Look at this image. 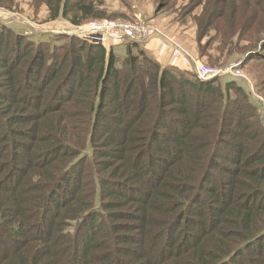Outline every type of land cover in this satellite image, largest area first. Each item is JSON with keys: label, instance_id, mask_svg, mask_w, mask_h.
Here are the masks:
<instances>
[{"label": "trees", "instance_id": "1", "mask_svg": "<svg viewBox=\"0 0 264 264\" xmlns=\"http://www.w3.org/2000/svg\"><path fill=\"white\" fill-rule=\"evenodd\" d=\"M258 2L243 1L264 12ZM126 44L116 63L113 48L88 43L96 55L77 59L64 80L74 81L65 100L96 101L84 154L61 143L57 118L46 122L31 101L0 109V156L11 157L0 171V264H238L245 251L242 263L264 264L256 104L233 77L224 84L238 93L225 99L220 76L174 72ZM259 45L241 63L264 54ZM56 102L49 110L60 111Z\"/></svg>", "mask_w": 264, "mask_h": 264}, {"label": "rangeland", "instance_id": "2", "mask_svg": "<svg viewBox=\"0 0 264 264\" xmlns=\"http://www.w3.org/2000/svg\"><path fill=\"white\" fill-rule=\"evenodd\" d=\"M243 1L0 0V34L6 53H0V97H3L0 109H8V105L12 106L14 102L25 107L27 102L23 100L31 101L41 109L46 122L55 123L57 118L58 124L55 128L62 131L58 135L61 143L66 142L76 155L84 154L96 101L94 99L92 103L90 96L81 95L73 100H65L63 97L70 94L74 81L64 80L70 79L77 59L82 58L87 62L89 57L96 55L98 49L90 51V42L81 39L77 34L86 30L93 22L106 25L109 31L116 30L119 23H133L138 32L132 38L122 43L113 42L109 46L116 54V63H120L125 56L127 41H134L144 50L147 59H150L149 56H153L149 52L154 49L150 48V42L159 39L177 50L179 55L186 56L180 58L184 60L183 65L178 63L180 60L173 61L177 63L162 64L153 58L160 66L176 69L174 72L188 73L193 69L192 58L217 68L238 64L234 68L243 72L248 82L240 78L234 79L249 93L247 100L256 104V110L264 123V54L260 53L253 59L248 57L241 63L247 52L259 48L261 43L264 44V12L251 3L245 5ZM258 3L260 7L263 0ZM231 5L235 8H231ZM253 15L260 20V24L251 21ZM235 23L236 26L233 27ZM131 51L136 53L137 49L133 48ZM49 58H53L50 65L53 68L47 67ZM56 66H60V70L54 74ZM225 78L231 79L228 75H221L215 84L223 98L228 99L238 92L233 86H225ZM56 101L60 105L59 112L58 109L49 110L56 107ZM32 110L35 111V108ZM205 122L208 123V119ZM30 124L31 122H27V125ZM10 159V155L6 153L0 156V171L2 167L10 164ZM42 161L43 158L39 157L38 163L42 164ZM84 168L83 179L90 171L89 166ZM22 170L18 177L27 173ZM3 180V176H0V181ZM32 193L35 192L31 191L29 194ZM253 201L257 204L262 200L257 198ZM1 233L2 231L0 237ZM250 252H243L237 263L248 264L247 261H242L247 259ZM250 254L252 256V252Z\"/></svg>", "mask_w": 264, "mask_h": 264}, {"label": "built area", "instance_id": "3", "mask_svg": "<svg viewBox=\"0 0 264 264\" xmlns=\"http://www.w3.org/2000/svg\"><path fill=\"white\" fill-rule=\"evenodd\" d=\"M108 28L109 27L104 24L93 22L88 25L86 30L78 32L77 35L85 41L99 44L108 50L111 43H122L128 38H132V35L138 32L137 26L133 23H119L117 25V29L112 31H109ZM191 64L193 67L192 70L199 80L206 81L221 75H228L230 77L240 78L246 81L248 80L243 72L234 68L238 64H233L224 68H217L207 65L197 58H192Z\"/></svg>", "mask_w": 264, "mask_h": 264}, {"label": "crops", "instance_id": "4", "mask_svg": "<svg viewBox=\"0 0 264 264\" xmlns=\"http://www.w3.org/2000/svg\"><path fill=\"white\" fill-rule=\"evenodd\" d=\"M152 46L153 52L152 53V58H156L157 61L161 62L162 64H172V63H177L173 61H178L180 60L181 56L183 55L181 52L179 55L177 50H173V47H169L164 43L163 41H160L159 39L153 40L150 42ZM150 44H147L149 46ZM186 57V56H185ZM173 59V60H172ZM178 63H181L180 65L184 64V60L178 61Z\"/></svg>", "mask_w": 264, "mask_h": 264}]
</instances>
